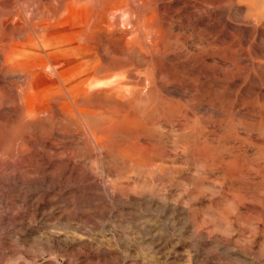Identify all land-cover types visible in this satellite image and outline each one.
<instances>
[{
    "label": "bare ground",
    "instance_id": "bare-ground-1",
    "mask_svg": "<svg viewBox=\"0 0 264 264\" xmlns=\"http://www.w3.org/2000/svg\"><path fill=\"white\" fill-rule=\"evenodd\" d=\"M145 215L264 264V0H0V231Z\"/></svg>",
    "mask_w": 264,
    "mask_h": 264
},
{
    "label": "rangeland",
    "instance_id": "rangeland-1",
    "mask_svg": "<svg viewBox=\"0 0 264 264\" xmlns=\"http://www.w3.org/2000/svg\"><path fill=\"white\" fill-rule=\"evenodd\" d=\"M3 211V210H2ZM152 216L145 215L133 218L136 223L126 226L120 223V219L112 218L100 222L99 225L89 229L90 237L75 234L70 237L69 242H62L59 250L52 253L47 252L52 248L51 236H64L60 226L42 218L21 220L20 226L14 231H0V264H223L224 262L205 255L204 262L199 253H208L199 244L192 243L187 236L179 234L180 227L162 228V224L155 218V223L149 224L154 228V234H150L148 226H143V231L138 229L137 224L146 223ZM141 219H144L142 222ZM154 219V218H153ZM151 219V220H153ZM209 226V225H208ZM262 229V224H259ZM211 231V229L209 230ZM244 230L235 229L231 235L238 234L239 239H234L228 246L233 253L237 264L250 261V257L241 255L240 243L245 239ZM151 232V231H150ZM71 234V233H70ZM224 240L230 235L216 232ZM71 240H78L77 250L72 251ZM164 246V248H162ZM57 248V245L53 249ZM104 254L101 260L95 258L96 254ZM72 253L76 261L68 260L62 255ZM198 254V255H197ZM59 255V261L51 260L52 256ZM91 257V258H90ZM236 257V259H235ZM90 260L86 262V259Z\"/></svg>",
    "mask_w": 264,
    "mask_h": 264
}]
</instances>
